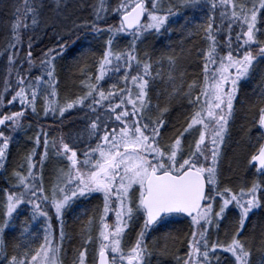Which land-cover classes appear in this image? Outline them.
I'll return each instance as SVG.
<instances>
[{"label":"snow or ice","instance_id":"1","mask_svg":"<svg viewBox=\"0 0 264 264\" xmlns=\"http://www.w3.org/2000/svg\"><path fill=\"white\" fill-rule=\"evenodd\" d=\"M86 8L91 19L77 15ZM185 9L202 13L198 19L185 17L181 25L192 48L181 47L179 55L173 51L155 62L147 51L142 57L140 45L172 32L171 18ZM14 13L10 34L0 44V57L6 59L0 105L18 104L19 110L0 112V170L7 171L14 134L24 129L29 110L40 115L39 100L44 117L63 124L67 112L79 109L84 124L51 138L41 129L19 170H13L0 199V264H64L66 243L72 240L65 216L78 200L93 196L102 206L82 222L71 264H149L150 232L175 216L190 218L192 226L186 252H170L167 244L159 250L175 264H264V239L253 260V243L246 238L251 215L264 210V87L253 104L258 119L245 130L253 179L234 189L222 184L220 170L241 85L264 63V0H74L71 7L68 0H23ZM47 29L57 43L37 61L33 44ZM80 31L106 37L104 50L95 74L87 64L79 67L82 94L61 105L55 61ZM25 36L28 50L22 53ZM123 39L127 44L120 48ZM193 50L202 66L189 82L181 61ZM165 61L168 87L162 107L160 94L153 103L150 92L162 75L153 76V64ZM176 102L188 111L165 140V116ZM25 210L29 215L17 225ZM233 210L230 239L212 240L213 230L218 232ZM17 227L10 243L8 230ZM133 232L135 239L126 246ZM222 254L227 255L222 259Z\"/></svg>","mask_w":264,"mask_h":264},{"label":"trees","instance_id":"2","mask_svg":"<svg viewBox=\"0 0 264 264\" xmlns=\"http://www.w3.org/2000/svg\"><path fill=\"white\" fill-rule=\"evenodd\" d=\"M50 0H48L49 2ZM69 1V0H68ZM23 0H0V44H2L5 36L10 34L11 23L14 22V5L22 3ZM88 2V1H87ZM89 0L88 3H91ZM50 4V2H49ZM71 7V6H70ZM89 10L86 8L82 12L78 11L77 15L81 18L89 17ZM46 15H51V12H47ZM202 15L200 12H195L191 9H185L181 11V14L177 17L171 18L170 26L173 29L170 33H165L161 36H150L144 44L140 45V55L143 57V53L147 51L153 62L159 59L162 55L175 54L179 55L181 47L185 50L192 48L193 41L185 38V35L181 31V25L185 22V17L199 18ZM75 18V17H74ZM110 22H116L113 18H109ZM77 36L79 37L77 39ZM67 39V37H65ZM106 37L94 36L91 32L80 31L71 36V40L75 41L70 43L68 49L61 56H57L56 72L59 80L58 85V100L61 105L66 101L74 99L77 95L82 94L83 89L80 86L81 74L79 67L87 64L90 71L95 74V64L98 58L103 53V45ZM126 39L120 40L119 47L123 48V44ZM57 43V36L52 29H47L45 32H41L35 39L33 44V56L39 59L44 51L48 48L55 47ZM195 43L202 46V42L198 39ZM2 50V48H0ZM27 43L25 36V44L21 51L27 52ZM6 59L0 57V91L3 90V78L5 70ZM202 62L196 57L193 50L191 56L187 55V51L184 54V58L181 61V67L189 74L187 79L190 80L194 75L200 73V67ZM36 70H34L35 72ZM161 72L160 77H156L152 84V90L150 95L153 98V103H156L157 93L160 94L161 106H164L165 93L164 89L168 87L165 83L168 73V65L165 61L162 65L153 64V76L156 72ZM202 78V77H201ZM107 87V84H105ZM264 87V63L259 65L258 71L253 77L242 83L240 96L235 105L236 112L233 122L230 125V136L223 147V157L220 161L221 180L223 185H228L234 189H238L241 183L247 181L251 182L253 179L252 171L247 167V159L249 157V147L247 143V136L245 130L252 127L253 118L258 119V106L253 107L256 100V94L260 88ZM10 99V96L7 97ZM6 103V102H5ZM42 99L37 103V109L40 112L39 116H33L29 110L27 119L24 121L25 127L22 131L14 134L13 142L10 146V155L7 162V171L0 170V199L3 198V189L10 187L12 182L13 170H19L18 166L22 162L23 156L34 146V138L41 129L47 131L49 137L58 136L61 131H68L70 128L78 130L83 127L84 121L81 119L84 113L79 109H72L65 114L64 122L61 124L59 119H54L52 116L44 117L42 112ZM170 110L166 114L165 119L167 121V132L165 140L171 135L175 129L180 128L183 123L184 117L188 111V106L180 102L173 103L169 106ZM6 110H19V105L7 106L0 105V112ZM29 125H31L29 127ZM252 136L258 135L255 128L252 129ZM43 137H41V141ZM41 147L37 149L38 152H42ZM53 169V163H48L45 167V187H48L49 180ZM98 206H102V201L99 196H93L89 199H81L73 205V207L67 212L65 216L66 231L72 236L70 244L66 243L68 255L64 257V261L71 263L73 255V246L79 247V231L82 222H86L88 216L93 215ZM29 212L23 211L16 223L19 225L23 221ZM234 212L228 215V218L221 224L219 230V237L221 241L230 239L232 233V225L234 222ZM253 218L250 221L249 226L246 229V238L253 243V252L255 257L259 253L257 248L261 246L262 232H264V210H258L253 214ZM139 229L137 228L136 231ZM192 230L190 218L175 216L170 218L168 222L162 223L154 227L148 236L149 250L152 251V256L148 258L149 264H175V259L172 256H161L159 250L167 244L170 252L179 249L180 254L187 251V240L190 238ZM228 231V235L225 233ZM19 233V228L9 229L7 239L11 243L14 236ZM95 234V233H94ZM254 238V239H253ZM135 232L129 237H126V246L129 241H134ZM153 242L157 247L153 248ZM11 253V248H9ZM91 254V252H90ZM223 255L222 254V259Z\"/></svg>","mask_w":264,"mask_h":264},{"label":"rangeland","instance_id":"3","mask_svg":"<svg viewBox=\"0 0 264 264\" xmlns=\"http://www.w3.org/2000/svg\"><path fill=\"white\" fill-rule=\"evenodd\" d=\"M88 2H89V0H87ZM50 2V4H51V0L49 1ZM73 3H74V0H69L68 1V4H69V6H72L73 5ZM89 10V12H90V9H88ZM88 19H91V16H90V14H89V17H87ZM127 44V39L125 40V42H124V44H123V46H125ZM231 212H234L235 213V215H234V222H235V219H236V212H235V210H233V211H231ZM231 212H229L228 213V215L231 213ZM0 218H2V217H0ZM228 231H226V233H227ZM219 231L217 232L216 230H213V234H212V237H211V239L212 240H215V239H217V237L220 239V237H219ZM221 240V239H220ZM64 264H71L70 262H68V260L65 262L64 261Z\"/></svg>","mask_w":264,"mask_h":264},{"label":"flooded vegetation","instance_id":"4","mask_svg":"<svg viewBox=\"0 0 264 264\" xmlns=\"http://www.w3.org/2000/svg\"><path fill=\"white\" fill-rule=\"evenodd\" d=\"M254 216L253 215H251V217H250V220L248 221V224H247V227L249 226V224H250V221L252 220V218H253ZM247 227H246V229H247ZM254 253V252H253ZM259 256V253L257 254V256L255 257V254L253 255V260H256L257 259V257Z\"/></svg>","mask_w":264,"mask_h":264},{"label":"water","instance_id":"5","mask_svg":"<svg viewBox=\"0 0 264 264\" xmlns=\"http://www.w3.org/2000/svg\"><path fill=\"white\" fill-rule=\"evenodd\" d=\"M185 217V216H184ZM187 218V217H186Z\"/></svg>","mask_w":264,"mask_h":264}]
</instances>
